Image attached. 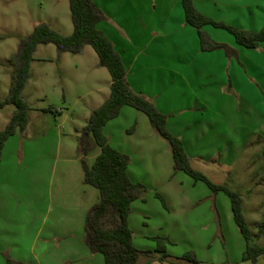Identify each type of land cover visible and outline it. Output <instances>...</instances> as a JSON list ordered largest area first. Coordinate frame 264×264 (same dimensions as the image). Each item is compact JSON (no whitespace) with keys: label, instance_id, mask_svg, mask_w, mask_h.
I'll return each mask as SVG.
<instances>
[{"label":"rangeland","instance_id":"obj_1","mask_svg":"<svg viewBox=\"0 0 264 264\" xmlns=\"http://www.w3.org/2000/svg\"><path fill=\"white\" fill-rule=\"evenodd\" d=\"M103 2L113 16L122 10L116 16V25L123 24L125 32L134 27L140 32V24L160 32L166 22H169V32L176 33L183 28L177 11L174 12L176 0ZM193 2L195 6H202L201 0ZM183 7L181 4L182 12ZM71 10L69 0H0V103L7 100L12 87L13 67L6 61L18 53L22 39L40 23L49 24L63 36L72 35L75 28ZM101 10L106 18L98 27L103 31L100 25L110 21V17ZM212 12L214 17L209 18L239 30L259 33L264 28V0H217ZM210 26L215 34L222 36L221 40L227 38L234 43L235 46L225 43L227 48L221 49L229 61H234L232 66L243 67L242 61L246 60L250 68V85L240 89L245 94L244 113L235 111V117L248 118L249 133L242 142L232 132L228 133L229 137L217 135L208 140L202 137L198 141L202 147L199 152L216 150L215 160L207 161L209 156L206 155L205 160L189 158L192 167L212 182L240 193L243 214L251 229V245L262 248L264 42L258 48H246L227 30ZM58 48L53 43L38 45L31 75L22 93L23 99L30 104L29 124L7 140L0 162L5 180L1 182L24 198L26 210L36 212L46 210L59 197L70 199V195L84 193L85 189L100 194L97 188L84 182L83 160L92 166L101 149L94 144L85 156L79 150V139L93 111L105 103L106 96L110 97L112 76L101 65L93 46L86 45L78 54L59 52ZM241 49L252 52L244 57ZM115 50L120 54L117 48ZM258 75L260 81L255 79ZM15 113V105L0 107V132L5 130ZM120 115L108 121L111 124L108 129L106 125L103 132L113 148L117 147L115 149L129 156L128 172L132 181L146 189L145 200L133 202L129 217L133 245L140 251L152 252V256H141L139 264H264V255L257 262L242 259L247 241L235 222L230 197L224 192L215 193L205 182L176 170L169 142L156 131L159 140L169 147L168 159L165 156L160 162L144 159L131 145L143 140L142 132H136L137 120L133 121L127 114ZM243 141H248L246 153L229 169L225 163L233 156L232 149L236 152L242 148ZM157 194L164 198L165 206ZM89 197L93 201L91 192L87 194ZM96 200L97 203L98 197ZM165 255V260L160 261Z\"/></svg>","mask_w":264,"mask_h":264},{"label":"crops","instance_id":"obj_2","mask_svg":"<svg viewBox=\"0 0 264 264\" xmlns=\"http://www.w3.org/2000/svg\"><path fill=\"white\" fill-rule=\"evenodd\" d=\"M94 2L110 17L100 27L124 59L129 84L167 115V128L181 138L191 160H205L206 155L207 161H213L217 156V151L211 148L209 152H199L202 147L198 141L202 137L207 140L217 135L229 137L230 132L240 142L248 137V118L235 117V111L244 113L245 94L240 89L250 85V68L246 60L242 61L243 67L232 66L234 61H229L221 49L203 51L198 30L186 22L181 0L174 4V12L177 11L183 26L176 33L169 32V22L160 32L142 24L138 26L140 32L130 25L131 30L125 32L123 24L116 25V16L122 10L113 16L103 0ZM201 4H197L198 9L214 17L212 11L217 0H201ZM204 30L218 43L235 46L227 38L221 40L222 36L215 34L212 26H205ZM240 52L248 57L252 51L246 53L241 49ZM255 79L260 81L259 75ZM135 110L125 106L121 111V115L136 119V132H142L140 144L131 145L144 159L160 162L165 156L167 160L169 147L159 140L149 118ZM247 143L243 141L242 148L236 152L232 149L233 156L225 163L229 169L244 156ZM3 175L0 167V264H105L104 256L94 255L84 241L86 216L100 194L85 189L84 193L70 195V199L59 197L46 210L36 212L26 210L24 198L1 182H5ZM88 192L93 201L87 198Z\"/></svg>","mask_w":264,"mask_h":264},{"label":"trees","instance_id":"obj_3","mask_svg":"<svg viewBox=\"0 0 264 264\" xmlns=\"http://www.w3.org/2000/svg\"><path fill=\"white\" fill-rule=\"evenodd\" d=\"M181 2L187 24L198 30L203 51L227 48L226 44L218 43L204 30V27L210 24L227 30L235 36L239 45L246 48H258L264 42V28L259 33L239 30L223 22L212 20L198 10L193 0H181ZM69 3L75 28L72 35L63 36L53 30L49 24L40 23L28 37L22 39L18 53L6 61L13 67L12 87L7 100L0 103V107L15 105L16 113L5 130L0 132V162L7 140L18 129L25 130L29 124L30 104L23 99L22 93L30 78L31 64L38 45L53 43L59 47V52L73 54L80 53L86 45L93 46L101 65L111 73L113 84L110 97L101 107L93 111L90 122L81 131L79 139V150L85 156L92 151L94 144L101 149L92 166L83 160L84 182L97 188L101 196L89 211L85 222L84 241L90 251L94 254H102L105 264H139L141 256L149 254L152 256V252L140 251L133 245V232L129 226L132 204L138 199L145 200L146 189L142 184L132 181L128 172L129 156L113 148L103 132L108 121L117 118L123 107L130 106L145 113L156 132L169 142L176 170L183 171L196 181L205 182L215 193L224 192L230 197L235 222L247 241L242 259L257 262L258 258L264 255V247L251 245V229L243 214L240 193L212 182L206 175L195 170L181 138L174 136L167 128V115L159 111L153 100L133 90L120 54L98 27L106 16L94 0H69ZM157 197L165 206L161 194H157ZM161 251L165 252L164 249ZM165 257L166 255L161 257L160 261H164Z\"/></svg>","mask_w":264,"mask_h":264}]
</instances>
